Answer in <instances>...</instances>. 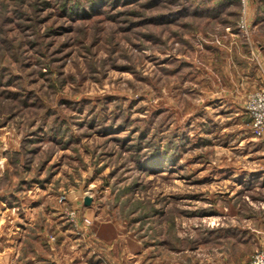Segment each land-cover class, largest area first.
<instances>
[{
    "label": "rangeland",
    "instance_id": "rangeland-1",
    "mask_svg": "<svg viewBox=\"0 0 264 264\" xmlns=\"http://www.w3.org/2000/svg\"><path fill=\"white\" fill-rule=\"evenodd\" d=\"M235 40L264 50V0H0V246L21 240L16 263L70 237L154 264L264 251L246 109L264 83L237 113L205 106L208 62Z\"/></svg>",
    "mask_w": 264,
    "mask_h": 264
},
{
    "label": "crops",
    "instance_id": "crops-1",
    "mask_svg": "<svg viewBox=\"0 0 264 264\" xmlns=\"http://www.w3.org/2000/svg\"><path fill=\"white\" fill-rule=\"evenodd\" d=\"M208 48L212 49V45ZM215 60L208 62L210 66L206 69L205 79H211L213 89H206L204 92L209 98L205 106L224 110L229 106L232 113H237L243 107L244 98L247 92L260 87L264 83V50L253 46L252 51L241 41H233L229 46L224 43ZM253 53V55H252ZM221 80L219 85L217 84ZM228 108V110H229ZM61 233L66 237L73 234L66 230ZM45 235V234H43ZM60 235V234H59ZM22 237L21 235H16ZM12 237H14L12 235ZM69 238V237H68ZM60 238L55 243L42 245L39 260L31 256L30 262L25 264H154L146 261L142 249L136 251L126 250L125 244L121 246L116 256L112 254L111 242L103 245L98 241L76 242V238ZM6 246H0V264H18L15 262L18 253L17 242L13 238L8 239Z\"/></svg>",
    "mask_w": 264,
    "mask_h": 264
},
{
    "label": "built area",
    "instance_id": "built-area-1",
    "mask_svg": "<svg viewBox=\"0 0 264 264\" xmlns=\"http://www.w3.org/2000/svg\"><path fill=\"white\" fill-rule=\"evenodd\" d=\"M240 1L244 2V0ZM246 109H248L250 114L253 133L264 139V88L250 93L246 101ZM247 264H264V251H255Z\"/></svg>",
    "mask_w": 264,
    "mask_h": 264
},
{
    "label": "water",
    "instance_id": "water-1",
    "mask_svg": "<svg viewBox=\"0 0 264 264\" xmlns=\"http://www.w3.org/2000/svg\"><path fill=\"white\" fill-rule=\"evenodd\" d=\"M91 200H92V197L90 195H84V197H83V205H89Z\"/></svg>",
    "mask_w": 264,
    "mask_h": 264
}]
</instances>
